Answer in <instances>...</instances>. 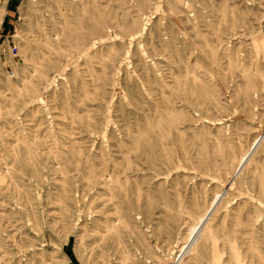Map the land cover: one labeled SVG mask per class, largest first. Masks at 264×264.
Instances as JSON below:
<instances>
[{
    "label": "rangeland",
    "instance_id": "rangeland-1",
    "mask_svg": "<svg viewBox=\"0 0 264 264\" xmlns=\"http://www.w3.org/2000/svg\"><path fill=\"white\" fill-rule=\"evenodd\" d=\"M0 264H264V0H0Z\"/></svg>",
    "mask_w": 264,
    "mask_h": 264
}]
</instances>
